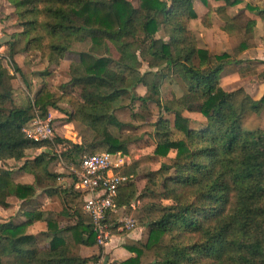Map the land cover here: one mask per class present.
<instances>
[{
    "label": "trees",
    "instance_id": "trees-1",
    "mask_svg": "<svg viewBox=\"0 0 264 264\" xmlns=\"http://www.w3.org/2000/svg\"><path fill=\"white\" fill-rule=\"evenodd\" d=\"M6 1L21 28L6 47L12 67L18 71L16 56L34 52L58 69L68 53L77 52L69 65V85L80 92L62 87L56 97L42 87L34 101L27 98L15 106L12 78L0 65V162L19 163V172L33 177V183L22 184L13 171L0 169V207L10 208L11 198L28 206L39 190L58 196L62 206L55 217L44 219L35 207L23 212L22 223L0 224V264L100 261L101 247L98 255H81L82 248L97 247L91 220L82 210L84 195L73 186H58L64 177L50 167L58 159L54 149L65 143L61 156L69 170L79 169L85 156L100 150L127 155L146 134L122 133L131 127L118 117L125 109L147 124L156 117L147 137L160 167L144 174L139 195L132 179L139 177V162L124 172L132 181L119 191L117 204L137 226H147V237L128 241L125 248L133 257L119 264H264V129L249 125L250 118L264 113V94L256 100L243 88L227 92L221 87L220 75L231 66L242 78L257 71L230 54L198 47L190 26L199 19L195 2L206 0H138L137 7L127 0ZM219 1L224 5L215 12L232 27L231 40L238 43L233 47L241 52L248 36L227 10L244 0ZM177 81L183 84L182 96H164V86ZM139 87L149 95L141 97ZM60 104L70 106L66 123L80 129L81 142L27 139L22 129L33 110L47 115ZM186 113L206 121L193 126ZM39 150L35 158L28 157ZM70 178L77 181L74 174ZM135 201L140 205L131 209ZM37 222H44L46 230L30 234Z\"/></svg>",
    "mask_w": 264,
    "mask_h": 264
},
{
    "label": "rangeland",
    "instance_id": "rangeland-1",
    "mask_svg": "<svg viewBox=\"0 0 264 264\" xmlns=\"http://www.w3.org/2000/svg\"><path fill=\"white\" fill-rule=\"evenodd\" d=\"M133 4V6H138V0H127ZM197 6H199L197 4ZM202 9L200 8V11ZM199 19L192 22L190 26L191 33L196 37L197 45L200 48L206 49L207 45L204 44L203 41V35L205 34V25L201 21L200 16H198ZM21 31L20 26L17 24V19L15 16L14 9L8 5L6 0H0V44L8 47V43L10 40V37L14 33H18ZM222 31V30H221ZM224 33V30L222 31ZM225 34V33H224ZM220 42H223V38H220ZM221 50H218L216 48L215 52H220ZM115 59L118 58V55L114 51ZM78 59V53L77 52H71L68 53L65 56L64 61L62 62L61 66L56 69L54 67H50L47 62H43L40 59V55L38 53H30V54H19L18 57L15 59L16 67L18 68V71H16L13 67L10 68L9 75L12 78V86L15 89V106H20L26 104L27 98L34 101V98L38 91L42 87H46L50 91H52L56 97H60L62 94V87L67 88L66 91L73 94L78 95L80 92V89L78 87H74L69 85V65L72 60ZM147 70V66L144 64L142 68V72ZM222 75V73H221ZM220 75V76H221ZM248 78V77H247ZM247 78L239 77L237 80L233 81L231 85H229L231 90H237L240 87H243L245 89H249L250 86L254 88V83L251 82V80H247ZM249 81V82H248ZM177 84H170L164 86L163 94L164 96H171L176 95L177 97L182 96V93L184 90L183 84L180 81H177ZM250 85V86H249ZM251 87V88H252ZM256 88V87H255ZM183 89V91H182ZM251 92L254 93V97L257 99L259 97V93L257 90L249 89ZM137 93L141 97H147L149 94L147 93V90L143 87H139L137 89ZM163 96V95H162ZM127 106L129 102H124ZM59 110L50 108V111L52 112V116L54 117V123L56 125V133L57 137H63L64 141L75 143L70 141L68 138L72 135L71 132L74 134V139L77 137L79 139V143L81 142V136H80V129L75 126L74 124L66 123L67 121V114L71 111V108L69 105L66 104H60L58 105ZM7 109H11V106H7ZM36 112H39L38 110H33V116ZM56 112V113H55ZM58 112V113H57ZM153 112L156 115L157 110L153 108ZM119 119L125 123L126 125H131V127L126 126L122 133L125 135H136L139 134L145 135V140L137 143V144H131L129 146L128 154L126 155V159H129V164L126 166V164L120 169V173L124 175V172L131 167L136 162H139L138 167V176L139 177H132L136 189H137V195L141 193V191L145 187V180L143 179L144 174L148 171H156L159 169L160 164L158 161L153 160V151L154 147L152 145V141L148 140L147 132L149 131L148 124L155 121L156 117L152 118V122L150 123H144L141 119L135 120L131 117V113L128 109L122 110L118 113ZM185 117L191 120L193 126H200L203 123H205V119L200 114H190L186 113ZM249 125L252 127H260L261 129H264V113L261 114L259 117H253L249 119ZM67 143L63 145H58L54 149V153L56 156H58L57 161L53 162V164L50 167V171L52 173H57L60 175H63L64 178H61L58 181V186H61L63 188L67 187L66 183L69 185L70 183V176L74 174L78 176V172L80 170L77 168H74L73 170H69L67 168V165L65 164V161L63 160L61 153L66 149ZM104 153L103 150H100L97 152V154ZM40 154L39 151H30L27 153L29 158H35ZM173 156V155H171ZM127 163V161H126ZM21 164L15 163L14 161H7L4 163L0 162V169H8L13 171L15 180L18 183L22 184H30L33 183V177L31 175H28L26 173H20L19 168ZM72 180V179H71ZM44 192L39 190V193L35 199L36 205L39 206V210L43 213L45 217L49 215H56L62 211L61 201L58 196L54 197H47L44 196ZM49 198V199H48ZM41 204H38L39 202ZM11 207L8 209H3L0 207V224L7 223V222H19L24 219L23 212L28 211L30 208L34 207L32 204H29L28 206H25L21 202L16 201L15 199L9 200ZM83 207V206H82ZM129 216V215H127ZM134 220L133 217H130ZM62 222L67 220H61ZM45 224L44 223H38L35 225H32L29 228L30 234L37 235L41 233V231H44ZM82 251V250H81ZM83 256H94L98 255V247L94 248H85L82 251ZM105 253L103 252L101 255L100 262L102 264L105 263Z\"/></svg>",
    "mask_w": 264,
    "mask_h": 264
},
{
    "label": "crops",
    "instance_id": "crops-1",
    "mask_svg": "<svg viewBox=\"0 0 264 264\" xmlns=\"http://www.w3.org/2000/svg\"><path fill=\"white\" fill-rule=\"evenodd\" d=\"M197 4L199 6H197ZM223 5L224 2L219 0H206V3L200 1L195 2V7L197 9L198 16H200V19L201 18L204 19L203 22L205 25V34L203 35L204 44L207 45L206 49H208L213 54H217V55L223 53L230 54L233 57H236L238 61L242 62L243 63L242 66L248 65L257 71L256 75L248 77L247 80H251V82L254 83L253 85L254 88L249 85L250 86L249 89L257 90L259 93V97L256 99L254 97V93L251 92L248 88L247 89L243 87L240 88H243L254 99L258 100L264 94V0H244L240 4L232 8H229L227 10L228 16L231 18H235L236 25L240 28L241 32L246 36H248L246 38V45L248 47H245V49H243L241 52L235 51V48L237 47H233L238 43H236L235 40H231L230 33L232 31L231 30L232 27L226 26L225 23H223V21L220 20V18L217 16L215 12L216 9L223 7ZM200 8L202 9L201 11ZM221 30L222 31L224 30L225 34ZM220 38H223V42H220ZM216 48H218V50L221 51L218 53L215 52ZM17 57L18 56H16V58ZM239 77L240 76L238 73V68L235 66H231L222 72V75L220 76L219 79L220 85L227 92L234 91L229 88L230 87L229 85H231V83L237 80ZM70 134L72 136L69 137L68 139L72 142L79 143V139L77 137L72 139L74 137V134L72 132ZM69 179H70L69 185L66 183L68 187L72 186L71 178ZM43 194L44 196H47V194L45 193ZM36 202L37 201L35 200L32 202L34 204L32 205L34 206L32 208H35ZM38 204L41 203L39 202ZM36 207L39 208L38 205H36ZM51 216L55 217L56 215H49L47 217L43 215V218L46 219ZM23 217L24 219L22 221L14 222V223L19 224L24 222L26 220V217L24 215ZM123 217H130V216L124 214V209H121L119 213L115 215L113 220L116 222L117 220ZM38 223L40 222H37L36 224ZM146 229L147 226L141 227L137 225H135L134 228L130 230L120 231L117 229L116 232L113 234L110 242L105 247H103L104 249L103 252L105 253V256L109 258L107 264H119L132 258L133 254L130 253L125 248V245L127 244L128 241H140L146 238L147 237ZM45 230H46V225L44 231ZM83 249L85 248H82L81 250L83 251ZM82 251H81V255L83 258L91 257V256L89 257L83 256Z\"/></svg>",
    "mask_w": 264,
    "mask_h": 264
},
{
    "label": "built area",
    "instance_id": "built-area-1",
    "mask_svg": "<svg viewBox=\"0 0 264 264\" xmlns=\"http://www.w3.org/2000/svg\"><path fill=\"white\" fill-rule=\"evenodd\" d=\"M0 65L7 70L12 67L6 46L1 44ZM53 118L50 110L47 115L41 111L36 112L22 131L27 139L36 143L53 142L59 136ZM125 157L126 155L120 152L85 156L80 164L77 181L71 180L74 190L84 195L82 210L91 220L97 247L103 248L110 242L113 236L112 229L115 226L118 225L117 229L122 231L130 230L136 225L135 220L130 217L111 222L112 217L121 210L117 204L119 191L132 181L131 178L120 173V169L125 164L128 166L130 162ZM139 205L140 202L135 201L129 207L136 209ZM88 264H102V262Z\"/></svg>",
    "mask_w": 264,
    "mask_h": 264
},
{
    "label": "water",
    "instance_id": "water-1",
    "mask_svg": "<svg viewBox=\"0 0 264 264\" xmlns=\"http://www.w3.org/2000/svg\"><path fill=\"white\" fill-rule=\"evenodd\" d=\"M108 260H109V258L106 257V258H105V264H107Z\"/></svg>",
    "mask_w": 264,
    "mask_h": 264
}]
</instances>
